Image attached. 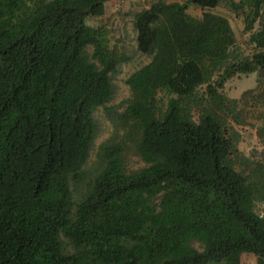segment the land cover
<instances>
[{"label":"trees","instance_id":"16d2710c","mask_svg":"<svg viewBox=\"0 0 264 264\" xmlns=\"http://www.w3.org/2000/svg\"><path fill=\"white\" fill-rule=\"evenodd\" d=\"M109 1L0 0V264H264V164L240 152L235 128L252 99L264 144V0H158L136 13L150 61L118 107L127 57L87 23ZM222 5L243 19L249 55L212 12ZM250 74L255 89L224 94ZM100 108L114 132L88 177ZM128 152L142 168L127 169Z\"/></svg>","mask_w":264,"mask_h":264},{"label":"rangeland","instance_id":"374dc122","mask_svg":"<svg viewBox=\"0 0 264 264\" xmlns=\"http://www.w3.org/2000/svg\"><path fill=\"white\" fill-rule=\"evenodd\" d=\"M154 1L158 0H110L106 5L107 15L104 18H89L87 20V23L93 26H107L111 31V46H117L127 57V60L118 68V73L114 78L116 92L110 104L111 107L121 106L124 101L131 97V92L126 80L132 73L150 61L148 57L138 52L136 41L137 33L133 21L136 13L148 9L150 4ZM164 1L182 2L183 0ZM212 12L222 15L230 21L237 39V48L241 54L249 55L252 52V47L248 44L250 34L244 31L243 19L237 17L223 5L214 9ZM188 13L195 18H201L203 11L196 7H190ZM256 87L257 74L241 75L226 84L224 94L232 99H240L244 92L255 89ZM254 105L255 102L251 99L249 107L247 108L246 124L235 126L239 134L238 147L240 152L247 158L254 162H261L264 164V144L258 137V129L263 124V121L260 119L262 111L259 107L254 108ZM94 117L100 126V133L94 143L88 164L85 166V170L88 171V177L94 174L96 154L100 145L108 140L114 132L113 125L104 109H98L94 113ZM126 165L129 171H135L143 167L141 160L131 152L127 153ZM79 186H81V188H77L78 191L74 192L75 198L79 195L80 189L82 190V188L86 187V184H80ZM263 211L264 203H259L258 212L261 213ZM196 247L198 249L200 248L198 244ZM242 263L259 264L257 258L253 255H244Z\"/></svg>","mask_w":264,"mask_h":264}]
</instances>
